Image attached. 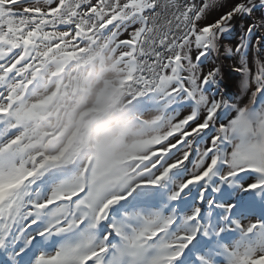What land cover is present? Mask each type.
I'll use <instances>...</instances> for the list:
<instances>
[{
    "label": "snow or ice",
    "instance_id": "6c2138e0",
    "mask_svg": "<svg viewBox=\"0 0 264 264\" xmlns=\"http://www.w3.org/2000/svg\"><path fill=\"white\" fill-rule=\"evenodd\" d=\"M0 264H264V0H0Z\"/></svg>",
    "mask_w": 264,
    "mask_h": 264
},
{
    "label": "bare ground",
    "instance_id": "6f19581e",
    "mask_svg": "<svg viewBox=\"0 0 264 264\" xmlns=\"http://www.w3.org/2000/svg\"><path fill=\"white\" fill-rule=\"evenodd\" d=\"M218 64L221 67L222 73H223L222 82L230 89V92L236 96V93L238 91V88H237L238 77H237V74L232 70L234 60L232 58H227V57L222 56L220 60L218 61ZM92 102H95L94 95H90L87 98L88 105H91Z\"/></svg>",
    "mask_w": 264,
    "mask_h": 264
},
{
    "label": "flooded vegetation",
    "instance_id": "af4514ba",
    "mask_svg": "<svg viewBox=\"0 0 264 264\" xmlns=\"http://www.w3.org/2000/svg\"><path fill=\"white\" fill-rule=\"evenodd\" d=\"M230 70V69H229ZM221 85L222 86H224L228 91H230V89L222 82L221 83ZM233 94V93H232ZM233 98H236V96L233 94ZM117 106H116V104L114 103V102H109V108L110 109H114V108H116ZM62 119H66V118H63L62 117Z\"/></svg>",
    "mask_w": 264,
    "mask_h": 264
},
{
    "label": "rangeland",
    "instance_id": "374dc122",
    "mask_svg": "<svg viewBox=\"0 0 264 264\" xmlns=\"http://www.w3.org/2000/svg\"><path fill=\"white\" fill-rule=\"evenodd\" d=\"M221 83H222V81H221ZM220 87H221V90L225 93V95L233 97V94L230 91H228L224 86L220 85ZM94 104H95V102H92V104L90 106H94Z\"/></svg>",
    "mask_w": 264,
    "mask_h": 264
}]
</instances>
